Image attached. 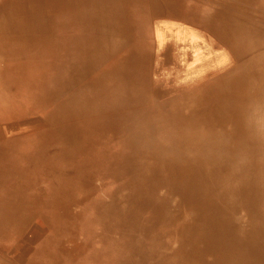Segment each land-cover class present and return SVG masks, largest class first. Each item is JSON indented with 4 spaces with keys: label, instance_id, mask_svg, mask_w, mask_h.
Here are the masks:
<instances>
[{
    "label": "bare ground",
    "instance_id": "bare-ground-1",
    "mask_svg": "<svg viewBox=\"0 0 264 264\" xmlns=\"http://www.w3.org/2000/svg\"><path fill=\"white\" fill-rule=\"evenodd\" d=\"M29 3L0 0L2 242L24 235L28 204L42 208L53 205L54 209L72 193L69 188L63 194L71 177L69 163L79 162L85 151L94 150L97 134L109 131L130 141V148L144 153L148 164L131 158L132 153L125 159L114 156L119 159L117 169L134 176V186L130 190L113 188L106 205L103 198L95 202L86 217L91 224L82 227L94 231L98 244L94 253L100 256H78L77 264L92 259L101 263L103 245L107 247L118 233L117 245L110 244L114 252L131 254L125 264H130L132 256V264H215L217 257L222 264H235L236 258L240 261V255L250 250L262 252V263L264 248L256 249L253 238H240L239 233L232 235L230 248H214V241L225 239L224 233L230 237V222L224 231L216 220L213 222L218 211L204 209L200 195L207 191L206 185L195 173L219 166L227 170L229 179L240 177L238 185L264 194V97L260 96L264 95V84L254 86L261 78L264 82V26H257L246 15L215 9L210 15H198L200 26L178 32L172 44L149 43L152 29L148 27L158 30L164 23L173 27L181 23L177 11L187 7L184 0H40L37 9L30 6L37 18L29 14L30 7L25 9ZM52 12L57 17L50 27L47 23H52ZM91 13L103 17L95 15V19ZM188 22L187 18L183 21ZM246 37L259 42L242 48L249 41ZM228 57H233L232 64H228ZM236 74L239 79L234 78ZM18 78L21 86L11 84ZM98 79L106 98L95 94ZM27 83L36 87L31 95L23 94ZM171 90L177 91L176 95H170ZM200 90L207 91L208 103L199 101ZM232 95L246 96L234 106ZM181 100L186 110L176 108ZM237 126L253 130L262 144L242 147L243 154L237 147L246 139H237L239 145H227L228 130ZM26 132L32 133V142L21 149L17 137ZM46 140L50 141L48 146L43 145ZM100 146L106 150L103 141ZM258 148L262 154L255 157ZM231 154L240 155L235 166ZM15 173H20L19 180ZM9 176L15 188L10 189ZM70 183L76 190L81 186L75 179ZM21 188L39 189L40 198L28 201L13 196ZM169 202L180 203L183 207L179 208L194 212L200 221L184 230L177 228L179 221L173 219L177 230L156 237L153 230L165 218L156 216L155 204L162 207ZM122 207L126 219L119 217ZM106 216L112 223L103 237ZM115 222L140 227L124 237ZM215 228L216 233L211 234L215 237L210 239ZM28 235L32 237V232ZM149 236L148 243L142 245ZM134 240L139 245L131 243ZM33 241L37 252L31 253L30 261L35 263L43 247L38 239ZM161 250L169 253L162 255ZM241 263L246 264L243 259Z\"/></svg>",
    "mask_w": 264,
    "mask_h": 264
},
{
    "label": "rangeland",
    "instance_id": "rangeland-1",
    "mask_svg": "<svg viewBox=\"0 0 264 264\" xmlns=\"http://www.w3.org/2000/svg\"><path fill=\"white\" fill-rule=\"evenodd\" d=\"M29 1L30 3L26 6L25 9H27L31 5H35L34 8L37 9V5L38 3H40V0ZM184 2L187 7L185 9L181 8L180 11H177L180 12L181 23H177L176 27H173L172 23H164L165 27L158 30L152 27H148L150 30L152 29L149 35V43L155 42L162 44H172L175 39L174 36L178 34V32L182 33L183 31L190 30V28L188 27L198 28L200 26V23L198 22V15H210L212 12H214L215 9L217 11L228 9L231 10L233 14L236 13V16L246 15L253 19L257 26H264V0H184ZM29 11H31V7L29 8ZM35 11L36 10L31 11L29 14L34 15L36 14ZM55 13L52 12V16L49 17L52 23L48 22L47 25L50 27L52 25H55V17H57L55 16ZM75 15L77 14H66L65 17ZM91 15L93 17H95L96 15L99 19L103 17V14L94 15L93 13H91ZM218 15L219 18L222 19V14ZM35 16L36 17L34 18L38 17L37 14ZM185 18L189 19L188 24L183 23ZM56 24H59V21H56ZM247 39L249 41H247L242 48L249 46L250 44H257L259 42L257 40H252L251 38ZM217 57H222V54H217ZM232 59L233 57H228V64L233 63ZM239 71H241V67L239 68ZM234 78L239 79L240 75L236 74ZM11 84L15 86H21L22 80L18 78L11 82ZM263 84L264 82L261 78L254 83V86H262ZM94 87L96 88L95 94L97 93L98 95H103V84L101 85L100 79L94 82ZM35 88L27 83L25 85V88H23V94L31 95L34 92ZM176 93L177 91L171 90L169 94L176 95ZM3 95H7V93ZM198 95H200L199 101L201 103H208V101H210V97L207 94L206 90H200ZM106 96L107 95H103V98H106ZM245 96L246 95L233 96V98L231 99V101H233V105H237L238 101H243L245 99ZM260 96L264 97V95ZM175 106L178 110L181 111L188 108L186 103L182 100ZM169 110L170 107L167 108V111ZM227 111L228 110H226L224 114H227ZM30 134L32 133L26 132L18 135L17 138L21 144H19L21 149H25V147L27 148L31 144L32 140L30 138ZM227 135L229 139V141H226L227 145H239L236 144L237 139H246L245 144L239 145V147H237L238 151L241 152L240 154H243L244 152L240 150L242 149V147L245 150V148L249 146L258 147L260 144H262L256 137V133L249 128L242 129L237 126L234 130H228ZM97 137L98 142L94 147V150L89 149L85 151L79 157L80 161L76 164H74V162L69 163V168H71V177L68 178L69 182L64 186L66 187V189L64 190L63 194L69 192V188H72L71 194H67L66 198L60 201L59 205H57V207H55L54 209L53 205L50 207L48 206V208H42L41 205H33V207H31L32 203L30 205L28 204L25 214L29 220L26 228H24V235H14L12 236V239H7L2 242L4 229L0 231V261L5 262L6 264H77V262L79 261V257L84 254L91 253L92 257L100 256L98 255V253H94L95 251H97L96 248L98 246L95 241V239L97 238L94 231L89 228H86L88 230L85 231L82 225L91 224L88 220H86L89 211L92 210L91 208L94 207L95 202L99 201L101 198H103V203L105 204L106 198H108L112 193L113 188L117 187L123 190L127 188V190H130L134 186V176H129V173L117 169V163L119 159L115 158L114 156L116 155L120 158L123 155V158L125 159V157H130L128 155L132 153V155L134 156H132L131 158L143 161L145 164H148V162L146 161L148 160V158L145 157L144 153L131 149L130 141H127L124 136L114 135L107 131L106 133H103V136H99L98 133ZM5 139L7 140V138ZM102 141L103 147L106 148L105 151H102L100 149V144L102 143ZM49 144L50 141H48V143L47 140L43 141V145L48 146ZM260 154L262 153H260V149L258 148L254 156L257 157L260 156ZM231 156L234 159L233 166H235L236 164H238V157L240 155L231 154ZM201 163L203 164L202 161ZM257 168L258 166L257 164H255L254 170H256ZM15 174L17 179L19 180L20 173ZM198 174L201 175V179L206 185L207 190L204 194L200 195V199L205 205L204 209H211L216 212L218 211V217H213L212 220L213 222L214 220L218 222V226L222 231L227 228L228 222H230V226L228 227L230 228V233H227L230 235V237L226 236V234L224 233L223 237L225 239L214 241V248L217 251L230 248L233 242L232 235L236 233H239L240 238L242 237L243 239L253 238L256 243V249L264 248V228H260L264 223V194H260L254 191L256 188L251 189L249 188V186L246 187L245 185H238L236 182L238 180H241L238 176L231 178L232 181L231 183H229L228 181H230L231 179H229L230 177L227 175V170L221 169V167L219 166H213L210 170L209 168H207L205 170L198 171L195 173V176H197ZM12 179V176H9V178L7 179L10 189L16 187L13 184L14 181ZM72 179L79 181L81 185L80 188H77V190L70 183V180ZM216 180L221 181L219 186L215 184ZM38 190L32 192L30 189L28 190L27 188H21V191L19 190V192L16 193V195L14 194L13 196L24 198L28 201L29 199H32L34 197L36 199H39V195L41 194ZM151 194L153 197V193ZM17 197H13V199ZM197 197L199 198V194L197 195ZM223 199L224 205L222 204ZM155 206L156 216H162L165 218V222L159 220V227H156L153 230V235L156 237H158L162 232V234L166 233V235H168L167 231L173 232L176 231L177 228L189 230L192 224H196L200 221L199 218H197V215L194 214V212L188 209L179 208L180 206H182L180 205V203L169 202L164 205L165 207H161V205H159L158 203V205L155 204ZM104 207L105 206H103V209ZM227 208L229 209L227 210ZM121 215L124 219H126L123 207L119 212V217H121ZM45 216H48L49 219L52 218V220L45 219ZM177 218L179 220H177ZM173 219L177 222L179 221L177 223L178 226L176 224L173 225V223L171 222V220ZM111 223L112 221H109V217L106 216L103 220V237L108 233L106 232V230L111 225ZM113 225H116V227L118 228H122V230H120L119 232H122L124 237H128L130 235V230L136 232L135 228L140 227V225L125 227L123 226V224L121 225L117 222H115ZM175 226H177V228H175ZM217 229L218 228H215L209 233L210 239H213V237H215L211 234L213 232L216 233ZM90 230L92 231L90 232ZM31 232L32 237L28 235L31 234ZM37 233H42V235H40L39 237L37 236ZM118 234L113 236L110 239L111 241H108L109 244L107 245V247L103 245V251L101 255L102 264H125L130 258L129 256L131 254H128L121 250H119V252L113 251L114 246L117 245ZM148 238H150V236L144 239L142 245L148 243L146 242V239ZM37 239L39 241V245H42L43 248H41L42 251L40 253L39 261L33 263L32 261H30V258L31 253L34 250L37 252V250L35 249L36 244H34L33 241H37ZM166 239L167 237L165 236V242L167 241ZM103 242H105L104 239ZM111 242H113V247L110 244ZM131 243L139 245L138 240H134ZM164 252L169 253L168 250H161L162 255H164ZM261 253L250 250L247 253L240 255V259H238L240 261H237L236 258V261H234V263L242 264L241 262L243 259L246 264H256V262L258 264H264V253L263 262L259 263V255ZM177 254H180L179 251H177ZM157 255L160 256L159 254ZM35 257L38 258L37 255H35ZM134 258L135 256H132L133 260L130 261V264H132ZM219 260L220 259L217 257L215 264H222ZM79 263L101 264L98 259H92L88 262L83 261Z\"/></svg>",
    "mask_w": 264,
    "mask_h": 264
}]
</instances>
